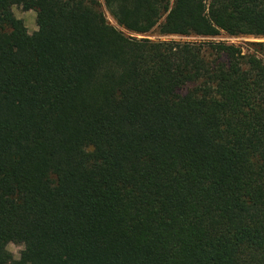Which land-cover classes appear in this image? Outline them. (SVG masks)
<instances>
[{"label":"trees","instance_id":"trees-1","mask_svg":"<svg viewBox=\"0 0 264 264\" xmlns=\"http://www.w3.org/2000/svg\"><path fill=\"white\" fill-rule=\"evenodd\" d=\"M222 33L264 0H0V264H264V42Z\"/></svg>","mask_w":264,"mask_h":264},{"label":"rangeland","instance_id":"rangeland-1","mask_svg":"<svg viewBox=\"0 0 264 264\" xmlns=\"http://www.w3.org/2000/svg\"><path fill=\"white\" fill-rule=\"evenodd\" d=\"M9 10L11 11V13L14 15L15 18L21 20L28 33L30 35L34 34L37 32V26H36V21H35V14L32 11H25L23 8L21 7H17V6H10ZM110 23L113 25L114 23L112 22V20H110ZM151 40H157V36L156 34H151L149 37ZM159 40H163V39H159ZM164 40H175V41H186V42H198V41H205V39H200V38H175V37H171V38H167ZM212 41L215 42H221V43H225L228 45H234L237 47H241L243 48L244 52L246 50H248L249 43H262L264 42V39H257V38H252V37H228L226 34L222 33L219 37L215 38V39H211ZM23 250L22 246H17V245H12L9 244L7 246V251L13 256V258L15 260H17L19 258L20 252Z\"/></svg>","mask_w":264,"mask_h":264}]
</instances>
